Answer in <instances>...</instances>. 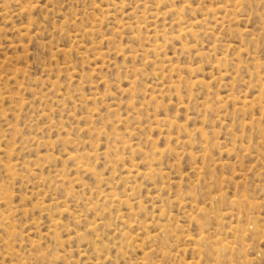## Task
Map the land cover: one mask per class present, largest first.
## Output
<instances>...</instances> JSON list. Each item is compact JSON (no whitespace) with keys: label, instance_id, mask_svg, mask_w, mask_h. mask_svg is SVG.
I'll list each match as a JSON object with an SVG mask.
<instances>
[{"label":"rangeland","instance_id":"374dc122","mask_svg":"<svg viewBox=\"0 0 264 264\" xmlns=\"http://www.w3.org/2000/svg\"><path fill=\"white\" fill-rule=\"evenodd\" d=\"M0 264H264V0H0Z\"/></svg>","mask_w":264,"mask_h":264}]
</instances>
